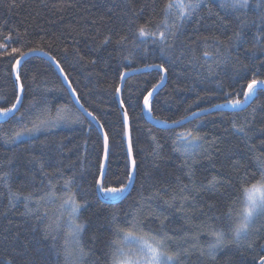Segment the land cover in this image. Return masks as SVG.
I'll use <instances>...</instances> for the list:
<instances>
[{
    "label": "snow or ice",
    "instance_id": "6c2138e0",
    "mask_svg": "<svg viewBox=\"0 0 264 264\" xmlns=\"http://www.w3.org/2000/svg\"><path fill=\"white\" fill-rule=\"evenodd\" d=\"M154 2V0H153ZM45 7H49L46 0H41ZM101 6L100 0L94 7ZM9 9L16 7V0H9ZM73 0H53L50 9L60 13L66 8H74ZM132 16L128 18L130 31L123 29L110 30L100 42L92 37L90 50L99 54L107 51L112 44L119 51L121 59L128 61L121 64L115 70L114 93L118 98L119 107L122 110L121 129L115 135L110 136L108 129L100 122V118L85 108L81 103V94L77 86L69 79L59 60L45 51L43 46H36L27 39V28L24 38L15 29H8L5 33L0 29V59L10 64V74L14 76V89L12 99L7 95L0 96V118L5 123L11 122L17 125L4 133V143L17 145L29 143L30 147L25 152L12 150L10 154L0 158V197L8 198L9 210L16 207V202L23 205L24 216L34 218L37 224H44L43 229L33 227L32 231L41 232V238L37 241L36 255L28 253L27 245L23 246L18 258L11 260H0V264H14L19 260L20 264H187L196 256L198 260L205 258L210 264H217V256L221 253L228 257L225 264H235L230 256L245 250L252 251L250 264H264V127H257V118L264 124V103H256L264 96V0H164L160 9L159 20L151 19L144 24H137V18L144 13V8L137 12L129 8ZM201 13H204L201 15ZM113 13L108 9V17L112 19ZM252 17H255L254 19ZM211 20L212 24L207 25ZM7 23L6 21L4 22ZM91 23H95L92 20ZM191 26L194 37L185 38L187 30ZM209 28L215 31L210 35H204L201 29L207 31ZM216 32L220 34L217 35ZM15 34V40L14 35ZM224 36V39L220 37ZM249 38L253 48H246L245 44ZM191 41V42H189ZM211 41V44L209 43ZM20 46H13V44ZM40 43H43L41 38ZM193 45L202 47V56L212 59L215 67L207 64L210 76L215 77V85L211 91L219 94L222 102L214 103L210 108H201L199 112L192 111L191 116L185 115L181 119L162 120L159 116H152L158 124L169 125L168 131H172V151L180 153L183 159L180 168L186 170L191 187L180 182L179 177L175 183L178 187L169 190V184L164 174L160 177L153 176L150 172H144V181H153L161 186L156 187L148 196L140 194V199L133 202L132 211L126 213L122 218L115 213L106 218V222L97 226L96 234L90 237L91 247H86L84 234L89 228V221L81 218V210L87 209L89 200L86 198L85 190L79 188L80 198L77 193L71 192L61 199L59 205L61 215L55 220L48 217L47 211L40 212L41 202L45 198L56 196L55 186L48 180L50 190L39 198L34 199L36 192L37 174L45 178L51 177L53 173L46 170L52 167L56 161V152L62 154L65 147L62 141L57 143L56 151L50 150L53 143L50 137L39 140L38 136L51 133L61 126H72L86 124L91 129V117L100 127L99 137L100 152L98 156V171L93 177L97 202L115 203L127 199L126 193L129 187L139 175L136 158L133 156L134 142L132 137L131 117L129 108L139 109L140 112L148 113L150 116L154 111L157 93L165 85L170 70H174L178 63L189 54L193 53L192 60L198 59L194 55ZM149 46L152 54L161 61L159 63L149 62ZM51 47V45H49ZM211 47V51L209 48ZM241 50L248 59L245 63L241 57ZM67 52V49L63 50ZM127 52V55L124 53ZM48 57L59 69L66 85L67 95H63L55 105H50L46 97L37 100L33 95L25 99L29 93L22 80V74L29 71L26 64L29 57ZM77 62H82L84 56L76 50ZM108 58L100 57L107 64ZM134 58L144 64L143 68L131 67ZM97 59L90 63L95 66ZM168 67H165V65ZM223 69V71H220ZM155 70L157 81L145 80L143 87L140 84H128L133 74L141 73L151 76ZM26 78V77H25ZM226 78V79H225ZM79 82H76L78 85ZM128 91L127 104L124 93ZM176 90H179L177 85ZM51 91H55L52 89ZM199 100V98H198ZM256 104L253 107V104ZM212 108L230 110V131L235 135L239 143L228 141L226 148H221L220 138H208L202 136L195 129L185 128L182 132H175V127H183L186 121L192 117H198L201 113H211ZM251 109L249 112L248 110ZM248 112V115L240 118L238 113ZM17 114H19L17 116ZM229 129H225L228 132ZM150 138L156 142L160 151H154V158H163L162 149L164 145L159 142L149 129ZM28 137L26 141L24 138ZM117 139L124 141V154L127 161L124 166V180L109 183L107 180L108 166L111 164L112 148ZM259 140V147L253 141ZM208 145L205 155L198 149ZM242 146V147H241ZM37 151L39 155H36ZM223 154L221 170L213 175L207 182L196 183L192 178L196 168L202 160L209 162V167L215 169L216 159ZM197 156H200L198 159ZM248 161L242 164L241 161ZM250 165V166H249ZM158 170L159 165L154 163ZM225 168L227 171H225ZM62 175V173H58ZM44 184L43 179L40 180ZM73 186V178H65L63 188L70 190ZM144 188V183H141ZM228 196H224V191ZM162 193L168 195L165 199ZM207 194L210 198L218 196L226 202L221 211L216 203L207 204V211L203 208L197 211L205 219L199 225L188 232L168 230L167 221L171 215L179 213L185 221L191 219L188 207L198 197L203 198ZM35 203L36 207L29 205ZM156 203V208L152 207ZM194 206V205H193ZM147 209V212H145ZM66 230L63 232V240L57 243V234L61 225L65 222ZM167 212V214H165ZM0 215L8 216V212L0 209ZM48 223H44L45 220ZM158 222L157 227L151 226V221ZM107 230L105 233L104 230ZM179 236V240L177 237ZM204 240L201 242V237ZM51 238V243H49ZM2 243H7L5 236ZM44 244L45 248L39 245ZM102 244L103 246H99ZM99 251L100 255L95 253ZM43 253L41 256L40 254ZM240 264H246L241 261Z\"/></svg>",
    "mask_w": 264,
    "mask_h": 264
},
{
    "label": "trees",
    "instance_id": "16d2710c",
    "mask_svg": "<svg viewBox=\"0 0 264 264\" xmlns=\"http://www.w3.org/2000/svg\"><path fill=\"white\" fill-rule=\"evenodd\" d=\"M52 2L53 0H46L49 7H45L41 0H16V7L9 9V0H0V29H3L5 33L8 29H15L24 38V31L27 28V39H30L36 46H43L45 51H50L51 55L60 61L61 66L68 73L69 79L74 82V86H77V91L81 94V103L100 118V122L105 125L106 129L110 130V136H113L120 131L122 122V111L114 93L115 70L119 65L127 64L128 61L121 59L120 53L114 44L110 45L107 51H102L99 54L91 51L89 45L92 44L95 47L91 38L96 37V41L100 42L112 29L130 31L128 18L132 16V12L129 11V8H134L137 12L144 8V13L136 20L137 24H144L151 19L159 20L160 9L164 0H154V2L153 0H100L101 6L99 8L94 7L97 0H73L75 7L66 8L63 11L62 19H60V13L50 9ZM108 9L112 10V19L108 17ZM203 14L201 13V15ZM252 18L254 19L255 17ZM92 20H95V23H91ZM5 21L7 22L6 24L4 23ZM211 24V20L207 21V25ZM201 31L204 35H210L215 30L209 28L207 31L204 29H201ZM216 34L219 35L220 33L216 32ZM13 35L15 40V34L13 33ZM188 37H194L191 26H189L185 34V38ZM41 38H43L42 44L40 43ZM220 38L224 39V36L221 35ZM209 43L211 44V41ZM13 46L20 45L14 43ZM193 47L195 48L194 55L198 59L193 61V53H189L182 62L178 63L174 70H170L165 85L154 94L156 103L151 116H159L162 120L169 121L171 119H181L185 115H191L192 111H200L201 108H210L214 103L222 102L219 94H213L211 91L216 87L214 83L215 77L210 76L207 68L201 66L205 64L207 59L202 56V47L200 45H193ZM245 47L253 48L251 38H249ZM64 49H67V52H64ZM77 49L84 56V60L79 63L76 56ZM209 50H212L211 47ZM109 54H111V58L108 59V63H103L100 57L108 58ZM124 54L127 55V52ZM240 58L245 63H249L243 54V50H241ZM92 59H97L98 61L95 66L90 63ZM148 59L149 62L153 63L161 62L156 55L152 54L151 46H149ZM207 64L215 67L212 59H207ZM26 67L29 71L22 74V80L29 93L25 99L26 105L33 95L37 100L46 97L50 105H55L60 101L62 93L59 89L62 87L64 88L63 95H67L65 84L55 67L46 58L39 55L29 57ZM131 67L143 68L144 64L134 58ZM165 67H168V65L166 64ZM149 71L152 72L151 76L141 73L133 74L128 80V84L136 83L143 87L145 80H152L155 83L158 79L156 71ZM220 71H223V69ZM77 81L79 82L78 85H76ZM177 85H179V90H176ZM14 87V76L10 74V64L4 59H0V96L6 94L7 98L11 100ZM52 89H55V91H51ZM128 91H131V89L126 90L124 93L126 104ZM256 103H264V96ZM255 106L256 104L254 103L253 107ZM248 111L250 112L251 109ZM129 115L132 118L133 154L140 171L132 189L126 195L127 199H123L120 202L110 204L108 202H97L96 200L93 177L98 171L99 137L101 132L93 120L89 117L87 118L91 121V129L86 124L61 126L54 129L51 133H44L38 136L39 140H45L46 136L50 137L51 141H53L50 145V150L53 152L56 151L57 143L60 141L63 142L65 147L62 150V154L56 152L57 158L52 167H48L46 164V170L53 173L51 177L45 178L37 174L36 184L34 185L36 192L34 199L39 198V196L50 190L48 180L51 179V184L55 186L56 196L45 198L41 202L40 212L43 214L47 211L48 217L55 220L61 215L59 207L61 199L70 195L71 192H76L77 199H79V188L84 189L86 198L90 202L87 209L81 210V218L89 221V228L83 238L86 247H91L90 237L96 234L97 226L105 223L106 218L113 213L122 218L126 213L132 211L133 202L140 199L141 193L144 196H148L156 187L161 186L158 183L154 184L153 181H144L145 171L156 177L164 174L170 191L172 188L178 187L175 183L177 177H179L182 184L191 187L189 179L185 175L186 170H181L180 168L185 158L180 153L172 151V131H168L167 127L151 123L139 109L129 108ZM231 115L230 110H223V117H221L220 110L213 111L187 122L183 127H175L174 131L182 132L185 128L195 129L202 136L220 138L223 141L220 143V147L226 148L228 141L239 143L238 138L230 131L228 118ZM246 115H248V112L237 114L240 118ZM256 126L264 127V124L259 122V118H257ZM15 127L17 125L11 122H0V158L10 154L12 150L25 152L30 147L29 143H19L18 146L4 143L5 131ZM149 129H151L152 135H155L159 142L164 145L162 149L163 158H154V151H160V149L156 142L150 138ZM225 129H229V131L225 132ZM24 139L26 141L29 140L28 137ZM253 142L259 147L258 139ZM125 146L124 141L117 139L116 144L112 148L111 164L108 166L107 172L109 183L124 180L123 172L127 161L124 154ZM207 148L208 145L206 144L203 148L198 149L201 156L206 154L205 149ZM36 155H39L38 151ZM197 158L199 159L200 156H197ZM222 162L227 163L223 160V154L216 159L215 169L209 167L207 160H202L201 164L196 168L192 179L196 183H206L213 175L219 173ZM154 163L159 165L158 170L154 167ZM241 163L247 164L248 161L242 160ZM225 171H227L226 168ZM58 173H62V175ZM69 177L73 178V186L70 190L63 188L65 178ZM41 179L45 181L44 184L40 183ZM141 183H144L143 189L141 188ZM0 191H3V189L0 188ZM162 195L165 199L169 198L167 194L162 193ZM224 196H228L227 191H224ZM226 202L230 201H225L219 196L216 199L210 198L207 194L203 195V198L198 197L188 207L191 219L185 221L179 213L171 215L166 222L167 229L170 231L177 230L178 232L186 231L191 234V229L201 224L205 219L199 214L198 209L203 208L207 211V204L216 203L217 207L222 211ZM29 206L36 207L34 202ZM156 206V203H153L152 207L154 209ZM0 209L8 212L7 217L0 215V260L18 258L24 245L28 247V253L26 254L35 256L37 254V241L41 238V232L38 231L34 235L32 229L33 227H39L42 230L44 224L38 225L34 218L22 215L25 209L19 202H16L14 209L9 210L6 196L0 197ZM145 212H147V209H145ZM64 216L65 222L62 223L61 230L57 234V243L62 242L63 232L66 230V212ZM48 222L46 219L44 223ZM157 224L158 222L154 219L151 221L153 228L157 227ZM104 231L105 233L107 232L106 229ZM5 236H7V243H2ZM177 239L179 240V236ZM203 240L202 236L201 242ZM51 242V238H49V243ZM99 246L102 247L103 245L100 244ZM39 247L45 248V245L40 244ZM40 255L42 256L43 253ZM95 255L99 256V251ZM253 255H255L254 252L245 250L243 254L237 252L231 255L230 259L235 264H240L241 261L250 264ZM226 259L228 257H225L223 253L219 254L217 256V264H225ZM14 264H20L19 260L14 261ZM85 264H89V262H85ZM187 264H210V262L207 258L200 261L196 256H193Z\"/></svg>",
    "mask_w": 264,
    "mask_h": 264
},
{
    "label": "water",
    "instance_id": "95a60500",
    "mask_svg": "<svg viewBox=\"0 0 264 264\" xmlns=\"http://www.w3.org/2000/svg\"><path fill=\"white\" fill-rule=\"evenodd\" d=\"M44 58H46L49 62L52 63V65L55 67V69L57 70L59 76L61 77V79H62V81H63V77L61 76L59 69L56 67V65L53 63V61H52L51 59H49L48 57H44ZM165 82H166V81H165ZM65 86H66V85H65ZM117 99H118V98H117ZM214 110H217V109L212 108V111H214ZM121 111H122V110H121ZM197 112H199V111H197ZM204 114H206V113H201L198 117H200V116H202V115H204ZM144 115H145V117L147 118V120L150 121L151 123H153V124H155V125H158V126H161V127H167V128H169V125L158 124V123H156V121H154V120L152 119V116H150L148 113L144 112ZM189 116H191V115H189ZM89 118L92 120L91 117H89ZM195 118H197V117H192L191 120H193V119H195ZM191 120H190V121H191ZM93 121L95 122V124L98 126V128H99V130H100V127H99V125L97 124V122H96L95 120H93ZM0 122H4V120H3L2 118H0ZM187 122H189V121H186L185 124H186ZM133 156H134V154H133ZM134 182H135V181H134ZM132 187H133V185L129 187V192H130V190L132 189ZM129 192H128V193H129ZM128 193H126L125 195H127Z\"/></svg>",
    "mask_w": 264,
    "mask_h": 264
},
{
    "label": "bare ground",
    "instance_id": "6f19581e",
    "mask_svg": "<svg viewBox=\"0 0 264 264\" xmlns=\"http://www.w3.org/2000/svg\"><path fill=\"white\" fill-rule=\"evenodd\" d=\"M214 111H218V110H214ZM213 112V111H212ZM207 114V113H206Z\"/></svg>",
    "mask_w": 264,
    "mask_h": 264
}]
</instances>
